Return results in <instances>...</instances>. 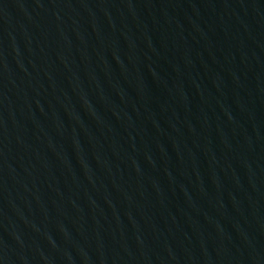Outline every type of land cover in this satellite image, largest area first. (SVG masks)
<instances>
[{"label": "water", "instance_id": "1", "mask_svg": "<svg viewBox=\"0 0 264 264\" xmlns=\"http://www.w3.org/2000/svg\"><path fill=\"white\" fill-rule=\"evenodd\" d=\"M0 264H264V0H0Z\"/></svg>", "mask_w": 264, "mask_h": 264}]
</instances>
